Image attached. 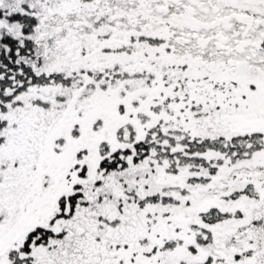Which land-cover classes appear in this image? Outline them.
<instances>
[{
	"label": "snow or ice",
	"instance_id": "obj_1",
	"mask_svg": "<svg viewBox=\"0 0 264 264\" xmlns=\"http://www.w3.org/2000/svg\"><path fill=\"white\" fill-rule=\"evenodd\" d=\"M0 264H264V0H0Z\"/></svg>",
	"mask_w": 264,
	"mask_h": 264
}]
</instances>
